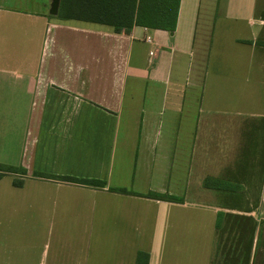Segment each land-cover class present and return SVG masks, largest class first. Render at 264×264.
<instances>
[{
  "label": "crops",
  "instance_id": "obj_1",
  "mask_svg": "<svg viewBox=\"0 0 264 264\" xmlns=\"http://www.w3.org/2000/svg\"><path fill=\"white\" fill-rule=\"evenodd\" d=\"M51 2L0 0V264H211L219 218L264 264V0L130 32Z\"/></svg>",
  "mask_w": 264,
  "mask_h": 264
},
{
  "label": "trees",
  "instance_id": "obj_2",
  "mask_svg": "<svg viewBox=\"0 0 264 264\" xmlns=\"http://www.w3.org/2000/svg\"><path fill=\"white\" fill-rule=\"evenodd\" d=\"M181 0H62L60 15L64 18L78 15L79 3H83L88 19L98 22L111 23L116 32H130L135 26L150 29H162L174 31L177 25L179 6ZM79 17V16H77ZM19 169L16 167L0 163V180L7 174L15 173ZM24 171V170H23ZM70 181H78L94 186H102L103 183L97 180H81L67 178ZM20 185V183H17ZM127 193L125 189H121ZM149 194V197H155ZM220 217V216H219ZM217 235L220 232V218L217 222ZM149 255L140 253L137 264H148ZM211 264H248L247 258L227 257L225 254L219 255V248L215 250V255Z\"/></svg>",
  "mask_w": 264,
  "mask_h": 264
},
{
  "label": "rangeland",
  "instance_id": "obj_3",
  "mask_svg": "<svg viewBox=\"0 0 264 264\" xmlns=\"http://www.w3.org/2000/svg\"><path fill=\"white\" fill-rule=\"evenodd\" d=\"M43 1V0H42ZM47 1V0H46ZM47 4V2H46ZM37 5V4H36ZM37 8L39 9L40 7L37 5ZM229 243L226 241V238L221 235L219 232L217 236V243H216V250L219 248V255L228 249Z\"/></svg>",
  "mask_w": 264,
  "mask_h": 264
},
{
  "label": "water",
  "instance_id": "obj_4",
  "mask_svg": "<svg viewBox=\"0 0 264 264\" xmlns=\"http://www.w3.org/2000/svg\"><path fill=\"white\" fill-rule=\"evenodd\" d=\"M61 0H52L50 14L52 16H57L60 9Z\"/></svg>",
  "mask_w": 264,
  "mask_h": 264
}]
</instances>
